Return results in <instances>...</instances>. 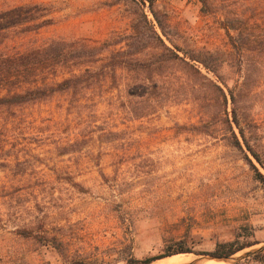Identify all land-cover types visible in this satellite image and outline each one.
Masks as SVG:
<instances>
[{"label": "rangeland", "instance_id": "rangeland-1", "mask_svg": "<svg viewBox=\"0 0 264 264\" xmlns=\"http://www.w3.org/2000/svg\"><path fill=\"white\" fill-rule=\"evenodd\" d=\"M154 2L168 18L171 40L222 56L232 49L226 17L264 21V0H212L210 14L198 0ZM24 3L43 5L53 23L13 33L0 46L4 52L55 37L101 44L132 30L130 0H0V10ZM146 4L154 20L150 0ZM225 70L227 85L219 81L228 94L225 108L207 86L184 78L169 84L154 104L129 97L126 83L136 73L118 70L115 81L96 85L72 104L70 95L58 94L0 110V264H66L44 238L61 240L63 254L80 255L86 264H140L185 235L193 250H212L244 224L255 228L259 243L230 260L192 252L150 264H226L264 249V181L227 139L224 118L233 115L229 88L239 75L235 68ZM66 71L47 76L58 81ZM254 71L237 104L248 141L264 162V68ZM146 103L147 113L134 115ZM202 111H215L221 119L204 124ZM242 145L264 175V166ZM23 226L37 237L21 235Z\"/></svg>", "mask_w": 264, "mask_h": 264}, {"label": "trees", "instance_id": "trees-1", "mask_svg": "<svg viewBox=\"0 0 264 264\" xmlns=\"http://www.w3.org/2000/svg\"><path fill=\"white\" fill-rule=\"evenodd\" d=\"M130 1L135 6L132 11V30L126 35L118 36L116 41L105 40L101 44H91L55 37L13 53L0 50V110L11 112L13 109L58 94L70 95L72 104L96 85H102L108 80L115 81L118 70L136 73L135 78L126 83L125 90L129 97L146 101L148 98L154 104L160 95L165 93L169 84L184 78L191 81L194 86L200 84L207 86L212 95L214 94V98L225 108L228 104V94L219 81L227 85L224 71L235 68L239 79L233 88H229L233 115L232 118H224L227 139L245 153L246 160L264 181V175L242 145L244 144L251 155L264 166L260 151L248 141L242 124L244 116L239 112L237 104L238 96L247 91L248 83L254 79V69L262 71L264 68V21H251L242 16L226 17L224 26L230 37L232 49L228 55L222 56L207 49L188 50L171 40L168 18L159 15L154 8V0H150L149 8L156 23L148 18L147 0ZM198 1L203 13L210 14L214 11L212 0ZM47 15L46 8L38 3H24L1 9L0 46L11 38L13 33L31 32L51 25L53 18ZM156 25L172 45L167 43ZM119 44L123 45L120 48H111ZM147 48L150 54L148 59ZM59 68H67L63 74L66 76L61 80L51 81L47 75L57 77ZM191 98L198 99L197 96ZM137 112H133L137 117L147 113V103ZM200 118L204 124L210 121L216 124L221 119L215 111L211 114L202 111ZM245 120L247 124L251 123V120L246 118ZM235 128H238V132ZM18 232L23 236L37 237L29 226H23ZM186 236L170 243L171 245L167 244L160 256L146 258L140 264H150L156 259L192 252L225 259L259 243L255 237V228L249 224L239 226L231 238L216 241L214 248L209 251L193 250L186 242ZM58 240L44 238L45 243L51 244L61 252L67 260L66 264H86L80 255L63 254L59 246L62 242ZM258 263L264 264V249H258L230 264Z\"/></svg>", "mask_w": 264, "mask_h": 264}, {"label": "water", "instance_id": "water-1", "mask_svg": "<svg viewBox=\"0 0 264 264\" xmlns=\"http://www.w3.org/2000/svg\"><path fill=\"white\" fill-rule=\"evenodd\" d=\"M263 248H264V246H263ZM256 250H249L248 252H246L245 253V257H247V256H249V255H251L253 252H255ZM196 255H198V254H196ZM235 255V254H234ZM234 255H232L231 257H229V258H225V260L227 261V259L228 260H230V259H232L233 257H234ZM200 256H206V255H200ZM208 257H210V258H213V259H222V258H215V257H211V256H208ZM226 264H230V263H226Z\"/></svg>", "mask_w": 264, "mask_h": 264}]
</instances>
